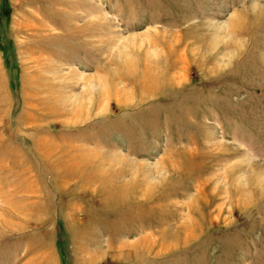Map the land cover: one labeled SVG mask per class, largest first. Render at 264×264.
<instances>
[{
  "label": "rangeland",
  "instance_id": "rangeland-1",
  "mask_svg": "<svg viewBox=\"0 0 264 264\" xmlns=\"http://www.w3.org/2000/svg\"><path fill=\"white\" fill-rule=\"evenodd\" d=\"M0 264H264V0H0Z\"/></svg>",
  "mask_w": 264,
  "mask_h": 264
}]
</instances>
